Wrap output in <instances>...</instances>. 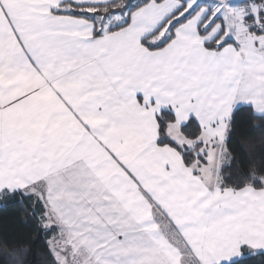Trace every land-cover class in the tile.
I'll return each mask as SVG.
<instances>
[{
  "label": "snow or ice",
  "instance_id": "snow-or-ice-1",
  "mask_svg": "<svg viewBox=\"0 0 264 264\" xmlns=\"http://www.w3.org/2000/svg\"><path fill=\"white\" fill-rule=\"evenodd\" d=\"M8 207L0 264H264V0H0Z\"/></svg>",
  "mask_w": 264,
  "mask_h": 264
},
{
  "label": "trees",
  "instance_id": "trees-1",
  "mask_svg": "<svg viewBox=\"0 0 264 264\" xmlns=\"http://www.w3.org/2000/svg\"><path fill=\"white\" fill-rule=\"evenodd\" d=\"M260 146L257 145L256 148ZM252 149H249L251 151ZM247 164V162H245ZM14 215V209L12 207L0 208V227H9L12 225V217Z\"/></svg>",
  "mask_w": 264,
  "mask_h": 264
}]
</instances>
